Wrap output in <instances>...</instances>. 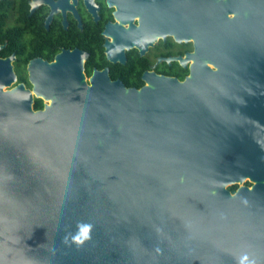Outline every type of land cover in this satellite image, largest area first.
I'll list each match as a JSON object with an SVG mask.
<instances>
[{
  "label": "water",
  "instance_id": "95a60500",
  "mask_svg": "<svg viewBox=\"0 0 264 264\" xmlns=\"http://www.w3.org/2000/svg\"><path fill=\"white\" fill-rule=\"evenodd\" d=\"M2 79L0 264H264V68Z\"/></svg>",
  "mask_w": 264,
  "mask_h": 264
},
{
  "label": "flooded vegetation",
  "instance_id": "af4514ba",
  "mask_svg": "<svg viewBox=\"0 0 264 264\" xmlns=\"http://www.w3.org/2000/svg\"><path fill=\"white\" fill-rule=\"evenodd\" d=\"M223 60L235 74L264 68V0H0L2 86L28 91L33 110L64 69L141 88Z\"/></svg>",
  "mask_w": 264,
  "mask_h": 264
},
{
  "label": "trees",
  "instance_id": "16d2710c",
  "mask_svg": "<svg viewBox=\"0 0 264 264\" xmlns=\"http://www.w3.org/2000/svg\"><path fill=\"white\" fill-rule=\"evenodd\" d=\"M246 183H249V182H246ZM237 185L236 184H233V185H230L229 188L231 191H234L236 189Z\"/></svg>",
  "mask_w": 264,
  "mask_h": 264
},
{
  "label": "rangeland",
  "instance_id": "374dc122",
  "mask_svg": "<svg viewBox=\"0 0 264 264\" xmlns=\"http://www.w3.org/2000/svg\"><path fill=\"white\" fill-rule=\"evenodd\" d=\"M246 182H248V181H246Z\"/></svg>",
  "mask_w": 264,
  "mask_h": 264
}]
</instances>
